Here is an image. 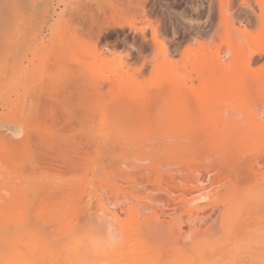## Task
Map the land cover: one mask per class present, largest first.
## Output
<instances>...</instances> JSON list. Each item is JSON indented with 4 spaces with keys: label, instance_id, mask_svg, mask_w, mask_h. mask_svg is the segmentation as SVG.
<instances>
[{
    "label": "bare ground",
    "instance_id": "6f19581e",
    "mask_svg": "<svg viewBox=\"0 0 264 264\" xmlns=\"http://www.w3.org/2000/svg\"><path fill=\"white\" fill-rule=\"evenodd\" d=\"M142 1L144 2V0ZM237 1L240 6V12L246 13L245 17L239 19L240 23L243 25H246L244 24V22L252 24V22L255 20L257 24L255 23L256 28L254 31L251 30L250 32H248L247 30H240L239 28L235 27L234 21L236 19V15L231 13L229 9L227 10V12L224 11V5L221 1L220 6H223H221L220 13L223 22L225 23L224 26H222V28L224 27V32H222V38L220 42L213 44V47H208V44L206 46L203 45L198 39V37H200L202 34L200 29L195 31L194 34L196 35V37L194 35L192 41H188V44H186L185 48H183L184 51L182 50L183 52L179 53V58L171 57L170 59H168L166 55L167 52L165 51L166 48L162 47L160 49L162 61L157 63V66H153L156 68L155 70L152 68L153 73L151 72V74L153 80L150 79L152 82H150L149 84L141 83V81L139 82L133 74L131 75L128 73V71L124 70L125 68L123 69L119 67L120 65L111 68L107 62H104L105 60H102L103 62L100 60V64H96L95 62L97 61V57L95 56V54L86 51V54L87 52L89 53L87 56L92 55L91 57H93V60L95 61L93 62V64H86V69L84 68L85 75L86 72L88 75V78L87 75L86 78L88 79V81H91L90 84L92 86L90 85L89 87H92V92L94 91L93 93H95V95L97 93L98 97L102 98L101 96H104L101 95L103 94L102 92H104L102 90L105 84H109L110 91H107L110 95L109 97L112 98L114 97V95L116 97L117 94L118 98H116L119 99H116V101H118L117 103H115L116 101L114 99L113 103L116 104L114 105L110 102L111 100L113 101V99L110 98L109 102L111 106L104 105V107L102 108L103 111H106L112 109L113 106H116L114 107L115 110H113L114 113L112 114L114 118L117 116L118 120L117 118H115L116 121L111 120L108 121V123L107 121L104 122V120L101 121V123H103L102 125L101 123L99 124V126L101 125L102 127L100 133L96 131L94 133L95 135H92L93 133L91 134V136L88 135L86 144H84V146L79 145V143L83 144V142L78 141L77 145H75V141L77 139H74L75 141L73 142L75 143L74 145L76 148L74 154H76L77 157L74 155L73 159H71L72 157H69V160L68 158L64 160V162H66V160L68 161L66 162L69 163L68 166L71 164L70 166L72 168H70L69 170L72 169L74 177L76 178L75 179L73 177V181L70 180L73 174L71 171H69V173L71 172V175L69 174V180L72 183H70L69 185L70 187H72L70 190L73 191L72 194H76L75 192L77 191L75 190V188H78L74 185H77V183L81 184L83 182L84 184L86 183L85 185L83 184V188L87 185L90 186L88 187V189L91 188L92 190H90V196L88 197L86 195L89 191L87 190V193L83 192L84 189L82 187L81 188L83 191L80 190L81 188L79 189V192H82L79 195V199L80 196L85 193V196H87L86 200H76V197H74L71 198L73 199V201L70 200V202H66L68 198L67 200L65 198L66 201L63 202L64 197H66L67 195L64 196L62 194L64 196L62 197V200L59 195L60 199L55 202V204L58 206L53 204V207L48 206L49 208H47L45 211H42L44 214H46L45 212L48 213V210L50 211L52 209L51 212H49L50 217H46V215H44L45 217L44 220L42 219V224H39L40 215L38 216L39 221L36 219V216H31V219L33 217L34 221L36 220L37 225L31 220L32 224H28L30 226L33 225L34 228H30V226H28L27 228V222L30 220V218L28 220L29 215L27 216L26 208L28 210L31 202L28 198L29 195L27 194L31 193L32 195L35 182H33L34 185L32 186L30 184L31 182L28 180L30 177L27 178L29 176V173H25L27 175H24V172H22V170L21 175L19 174V178L18 176L16 177L15 174H12L14 172L11 173V171H9L10 169H4L5 171H3L2 169V171L0 172L3 173L4 177L9 173H11L9 175H13L16 177L14 178V180H12L13 176H7L5 177L6 179L4 178V180L6 181L10 178L9 186L11 190L14 189V194L15 190L17 188L19 189V191L16 190L18 192H16L15 194L19 195H12L17 199L16 203L18 201L21 202H18L16 205V207L19 206L20 208H15L17 209L15 211H18V213L15 211H10V205H8V203H10L9 200H5L7 204L0 207V241L6 240L3 239V237L10 239L13 238V242H11V240H9V242L7 239V242H9L7 244L8 247L4 243V241L1 242L4 245H0H3V249L1 248L2 251H0V264H29L27 262L28 260L26 255L28 254V250L24 249L22 251L16 249L18 251L17 252L16 250H14L15 248H13L19 242L14 240V235L11 232L12 230H10L12 226H17L19 229H21V227L23 226L22 230L27 231L28 229H31L29 237L27 236L28 240L31 239L30 236H32L33 233H36L34 236H32V238L36 236L39 239L35 237V239L33 240L39 241L36 242L37 244H35L34 241L33 244L35 246H33L34 248H32L36 250L39 248L38 250L40 251V246L43 243L42 246L44 247V251L40 252L44 253L46 249L48 250L46 251V253L51 255L49 256L47 254V257L46 253L41 254L38 253V250H35V252L37 253V257L42 255L39 259L42 260L41 262H44L43 264H59L61 262L63 263V261V264H158V262L160 264L162 263L160 261L162 259H165L160 255V253H162L161 250L165 251L167 249L168 252H172L174 254V256L171 255V257L177 256L178 258L184 257L185 259L186 256L183 255L185 254L188 256V253L191 252H187L186 254L187 248H184L186 247L185 244L187 245L188 240V238H186L187 231L185 228H189L188 233H190V235L194 237L201 233L199 235L200 238L202 236V239L194 243V245L196 246L195 249L197 250L193 249L195 246L193 247L191 245L193 247L192 249L197 252L196 254L198 255L197 257H199V260L198 262H196L195 259L192 260L193 258L191 256H189L191 257V260L183 259L184 263L181 262L182 258L180 260L178 258H175L176 260H179L182 264H223L222 257L218 256L223 252H216L219 250L217 246L221 247V245H219L220 243L217 244L218 239L213 237L214 235L210 236L211 234L215 233L208 232L211 225L209 227L206 226V229L201 230V228L198 227V222H188L187 225L182 216L176 217L172 214H174L178 209L184 208L186 209V213L190 218L197 215V218L195 217L196 220L198 219V217H200V215H203L205 217L206 215H208L207 217H209L211 214L216 213V211L218 210L220 211V213L226 214L224 219H227V221H230L231 218H234L235 220L236 218L238 219V221H235L233 219L232 224L230 223V231L232 235V232L237 229V226L241 225V219L243 217L244 219H247L245 222H248V220H250L248 219L250 215H256V213L262 212L264 210V0ZM101 3L102 4L100 5L98 4V2L97 5L95 4L97 9L99 10L98 12L101 13V21L97 20L99 19V17H95L96 19L93 18L95 15L97 16V14L93 15V13L90 12V15H93L92 18L97 20L95 23L97 24L98 29L96 30H98V33H100L106 27H123L124 25L123 23H121L122 21H116V15L114 16V14L121 13L122 15H125L124 13L126 12V10L124 12L121 5H118L115 2L114 4L112 3V1L111 3L108 2V5H105L107 8L102 7L104 6V3ZM93 9L94 8H92L91 10ZM141 9L143 11L142 14L145 17L146 11L144 7L140 8V10ZM4 15L6 14L4 13ZM8 21L13 24L12 21ZM8 21L5 23L7 25L4 24V28L2 29L5 32L8 30L7 26L10 24L8 23ZM149 23L150 22L148 21V25L152 26L151 28L154 31L152 42H154V44L160 43V34L158 28L155 27L156 25H153V23ZM143 29L141 28V33L143 34L142 37L145 38L146 36ZM5 32H3V34ZM11 34L12 33H10L9 35ZM68 35L71 36L70 34ZM6 36L7 35H5V37ZM73 38L75 37L73 36ZM67 40L65 41L66 43ZM77 40L76 43L74 42L75 44L73 43V41L75 40H73V44L69 43L70 45H67L68 48H70L71 50L73 49V52L75 49L82 47H77ZM4 41H6V43L8 42V40L6 39ZM10 41L12 40H9L8 43H12ZM63 41L61 40V42ZM0 43L2 44L3 42ZM5 46L8 48V45ZM58 46H60L59 43ZM70 46L73 47L71 48ZM83 50L85 52V49ZM65 52L67 53V51ZM69 54H77V51L76 53ZM69 54L67 55L70 56ZM61 55L66 56L64 52ZM61 57L64 58V56ZM81 66L83 67L84 64ZM82 67L81 70H83ZM2 74L4 75V73ZM89 75L92 80L89 78ZM127 98H131L129 100L130 102ZM148 100L149 102L153 100L152 102L147 104L149 107L144 105ZM138 101L139 103H137ZM123 102L127 104H124L122 106L121 104H123ZM133 103L136 106H134ZM153 103L155 105L158 103L160 104H158L159 106L156 105L157 108H155ZM20 104L22 105V103L18 102V104L15 106L17 107L19 105L18 108L23 107L22 110L19 111L20 109H14V114H11V111L13 112L12 107L11 111L9 109L12 116H10L9 113L7 115L6 113V115L10 117H6L5 119L9 120L14 118L13 122L11 123L15 124L16 126L21 123L20 125H24L26 128H29L31 124L36 125L34 124V122H31V117H28V114L31 111L29 113H26L27 117L25 118L26 110L23 112L25 106H21ZM119 106L120 108H117ZM152 106L154 107V109ZM150 107L152 108L150 109ZM22 112L24 114H22L23 117L19 116ZM127 114H130V118H132L135 122L138 121L137 118H140V122H134V127H139L141 125L142 129L138 136L133 137L132 135L130 139H123L121 138V135L122 130H124L123 128L125 124L121 122L120 119L124 120V118L122 119L121 117H124ZM21 117L23 120L21 119ZM27 120L30 121L31 124L29 122V124H25ZM38 126L40 128V125ZM25 127L24 129L22 127L21 130H25ZM43 127L44 126L42 125V128ZM39 130H36V132L38 131V134L40 133ZM25 131L27 132V130ZM29 132L30 131H28L27 133ZM31 132L33 133V136H36L35 140L38 139L37 137H39V135L37 136L36 132L34 131ZM2 133L3 132H1L0 136L3 135ZM22 133L20 134L22 135V138H20L22 140H13L9 138L10 140H13L10 141L13 144L5 143L9 142V140L5 141L7 139L4 138L5 140L3 141L1 140L2 136L0 137V142L2 141L3 145L7 144L6 146H3L2 143H0L1 152L4 153V151L6 150L10 151L9 153H15L9 154L10 157L13 158L12 161H9V157H7L6 155L7 152L5 151L6 154L4 153L6 155V157H4L6 159L8 158V162L5 163L10 162L9 165H11V163L16 161L12 166L13 168L16 167L14 170H20V168H23L24 164H22L23 160L21 158V155H24L25 157L26 155L25 152L22 151V146L25 145L26 147V144H29V141L31 140L30 134V136H27V133ZM41 134H43V132H41ZM6 135L9 136L8 134ZM4 137H6L5 134ZM41 139L44 140L45 136ZM41 139H38V143V140H32V142L36 143L35 145H37L38 147L41 145L42 148H48L47 151L45 149V151L41 150L44 156V152L48 153V150L52 151V148L50 147L54 143L51 144L48 141V138H46L45 141L42 142V145L40 144ZM26 140L28 141L27 143ZM48 143L50 145H47ZM10 145H14V149H12V146ZM29 146H27L28 149ZM5 147L7 149H5ZM10 148L14 151H12ZM20 149L21 152L19 151ZM28 149L26 148V150ZM90 150L93 153L89 152ZM29 151L30 149L27 151V155L29 154V157L31 158L30 160L33 161L31 164L27 161L26 163L30 164V167L32 169L30 167L28 168H30L31 170H35L36 172V169H40V166H38V168H35L37 167V164L40 163V161L37 163L39 158L36 157L38 155L37 153L39 152H36V154L34 155L35 150L30 151L32 155L30 156V153H28ZM33 155L36 157V159ZM67 155L65 153V158L67 157ZM79 156L81 157L79 158ZM5 158L3 161H5ZM15 158H19L22 161L20 162V160H16ZM28 159L29 158L27 157V160ZM45 159V161H47V157H45ZM1 164L0 169L2 168ZM17 164L19 165V167H21L19 168ZM32 164L33 166H31ZM26 165L23 170L27 172V170L25 169ZM42 166L43 165L41 163V168ZM66 168L64 169L65 171L67 170ZM30 169L28 170L30 171ZM59 169L60 168H58V171L61 170ZM7 170L9 171V173ZM4 172H6L7 174L5 175ZM33 172L34 171H32V173ZM35 172L33 174H35ZM1 173L0 176H2ZM21 176L23 178H21ZM31 177L35 176L31 175ZM36 179L37 178L35 177L30 180L34 181ZM1 180H3V177ZM11 180L13 185L14 182L16 183V181H18L19 183L17 182L13 186ZM144 180H147L148 183H152L153 185H155V187L153 186V188H150L145 186L140 189L132 188L134 190H131L128 194H124L120 190V186L123 184H143L142 182H144ZM25 182H27L29 188H31L29 189V193L27 191V183ZM73 182H75V184ZM2 183L3 188H1L2 185L0 184V197L3 195L2 189L9 187V181H7V183L5 182L7 185L6 187L4 186V181H2ZM18 184L20 185L21 189L19 188ZM5 190L9 191L8 188H6ZM30 190L32 191L30 192ZM21 191L23 193H19ZM3 192L5 191L3 190ZM20 195L21 197H23L21 198ZM23 199L25 201V204L22 203ZM26 202L29 205H26ZM42 203H44V201H42ZM159 203H166L164 205L168 206L167 208H169L170 211L168 212L169 209L166 212L163 211V209L160 208V205H158ZM21 204H24L23 209V205ZM47 204H42L43 210L45 207H47ZM33 205H35V203ZM54 207H56L57 210ZM35 209H38V203L36 204L34 211ZM39 209H41V207ZM6 210H8L7 213H5ZM19 211H21V213ZM52 212H55L54 215L52 214ZM124 213H126L127 215L126 219H123ZM50 214H52V216ZM25 217L26 219H24ZM167 217H170V220ZM221 218H223V216ZM201 219L203 220V218ZM214 220L211 222V224L213 223L215 226ZM107 221L110 222L109 224H111L110 227H112V229L113 227L115 228L114 230L107 227ZM186 221L189 220L187 219ZM234 221L235 223H240H237L238 225H233ZM129 223L134 224V228L127 229ZM222 223H224V221ZM38 225L41 227L40 231L36 230V226L38 227ZM233 226L235 229H233ZM49 228H51L50 231ZM255 228V232H253V229L251 231L254 236L256 234L258 241L256 242L254 241L255 239L252 238L250 239L251 244L249 243V241H247L248 246L246 242L245 244L246 247H249L250 245L254 247L252 243L255 242L256 246L259 248L257 251L251 249L246 252L245 250L247 249L244 250V247H242L241 249L239 248V250L238 246L240 243L236 244V241H230L232 244L231 245L227 241V244L229 243L230 246H227L226 248L229 250L231 247H233L230 250L232 251L231 257L229 254L228 257H225L227 256L225 253L229 252H226L224 250V253L221 256L225 255L223 256V258L225 257L224 259L229 258L228 260L226 259L227 262H230L229 260L232 258L234 264L236 261H238V257L239 260L242 258H240L239 254L245 251L250 255V257H252L251 261H255L256 259L258 260V258L260 257L259 251L264 250V228L260 229L259 227L258 229L256 226ZM19 231L21 232V230ZM256 231L258 233H256ZM260 231L263 232L261 233ZM235 232L233 234H235ZM27 233H29V231ZM231 235L229 234V236ZM237 235L239 234L237 233ZM237 235L235 234L236 237ZM227 238L228 237H226V239ZM49 240L53 241L52 244L55 243V245H51V242H48ZM241 240L243 239L239 237V242H241ZM14 242L16 244H14ZM10 243H12L13 245ZM9 244L11 246L10 248ZM130 244L133 246H130ZM257 244L260 246H258ZM225 245L226 244H223L222 246ZM45 246H54L50 250L53 253H50L49 248L47 249L45 248ZM66 246L69 247L66 248ZM26 247L28 248V246ZM43 247L41 250H43ZM131 247L134 248L131 250ZM53 248L54 250H52ZM140 248H142L143 251ZM65 249L70 250V252H67L68 254L65 255H68L69 257L72 254L73 258L70 257L71 261L67 256H63V251H65L66 253ZM221 249H223V247H221ZM33 251L31 252L30 250L31 257L33 256V258L30 257L31 259H35L36 257V254ZM167 251H165L164 254ZM58 253L60 255L55 256V258L58 259L56 261L55 258H52L54 257L52 255ZM30 254L28 256H30ZM213 254L218 257V259L215 258L217 259V261L213 259L214 256L211 258ZM61 255V258H63V260L60 262L61 259L59 260L58 257H60ZM237 255L238 257L236 258ZM45 256L47 257V259ZM208 256L211 259L210 261ZM64 257L68 258L67 261ZM43 258L46 260L43 261ZM212 259L216 262L213 261L212 263ZM260 259L261 258H259L258 261L264 262V259ZM40 260L32 261L40 262ZM244 260L245 257L242 258V261ZM165 261H163L164 264ZM176 262L179 263L178 261ZM242 263L244 262H241L240 264ZM246 263L251 264V262Z\"/></svg>",
    "mask_w": 264,
    "mask_h": 264
},
{
    "label": "rangeland",
    "instance_id": "374dc122",
    "mask_svg": "<svg viewBox=\"0 0 264 264\" xmlns=\"http://www.w3.org/2000/svg\"><path fill=\"white\" fill-rule=\"evenodd\" d=\"M96 1L98 2L99 5L102 4L101 2H103L104 6H102V7H106L105 5L108 2L111 3V1H112V3L115 2L116 4L121 5L123 7L124 12L126 10V12L124 13L125 15H122L121 13H116V14H114V16L116 15L115 16L116 21H118V22L122 21L121 23H123L124 26L121 28L116 27V26L106 27L100 33H98V30H96V29H98L97 24L95 22L97 20L101 21L100 20L101 13L98 12L99 10L95 6V4L97 5ZM105 1H107V2H105ZM221 1H222V4L224 5V6L221 5V6H223L224 11L227 12V10L229 9V11L231 13L236 15V19L234 21L235 27L239 28L240 30H243V29L247 30L248 32H250L251 30L252 31L255 30V28H256L255 25L257 24V22L255 20L252 22V24L244 22V24H246L247 26L240 23L239 19H242L243 17H245L246 13L240 12V8H239L240 6H239L237 0H144V2L142 0H110V1L109 0H3V2H2V0H0V24H1L0 25V32H1L0 42H3L2 44L0 43V131L3 132L2 133L3 135H1L2 137L0 136L2 139L1 138L0 139L3 141L5 139H7L5 141L9 140V142H5V143H11L10 141H13V140H17V139L22 140V139H20V138H22L21 136L23 135L22 132H25V133H27L28 131L36 132L37 129L39 130L41 128L39 130L40 131L39 134H38V131L36 132V135L37 136L39 135V137H40V138L39 137H37V138L40 140L41 138H44V136H45V139L48 138V141L51 144L54 143L52 145L53 147L52 146L50 147V148H52V151L48 150V153L44 152V154L46 156L45 155L43 156L42 151H45V150L47 151L48 148L47 149L42 148L41 145L39 146L40 147L39 148L37 145H35L36 143L32 142V140H35L36 136L35 135L33 136L32 132L27 133V136L29 134L31 135V136L29 135L31 140L29 141V144L27 143L28 141L26 140V143L28 144L27 145L25 143L26 147H25V145L22 146V151L25 152L26 157L24 155H21V158L23 161L20 160L19 158L18 159L15 158V159L20 160V162L22 161V164H24V166L23 165L22 166L24 168L25 165L27 164L26 161L30 164L33 161V160L32 161L30 160L31 158L29 157V154L27 155V151L29 149H30V151L35 150L34 155L36 154V152H39V153H37L38 155L36 157L39 158V159L37 158L38 159L37 163L39 161H40V163L37 164V167H35V165H34V167L38 168V166H40V169L39 168L36 169L37 170L36 172H35V170H31L32 168L30 167V164H27L28 166L26 165L25 169L27 170V172L25 170H23V168H20L21 166L19 167L18 164L17 165L20 168V170H18V169H17L18 171L14 170L16 167L13 168L12 166L16 161L11 163V165H9L10 162L5 163V162H8L7 161L8 158L7 159L5 158L6 155H7V157H9V161H12L13 158H11L9 154H11L13 152L9 153L10 151L5 150L7 152V154H6L4 151V153L6 154L5 155L0 150V152H1L0 155L2 157V158L0 157V162L2 163V164L0 163L1 167H2L0 169V171H2V169H3V171H5L4 169L8 168V169H10L9 171H11V173L14 172L12 174H15L16 177L17 176L19 177L21 175V170H22V172H24V175H27L29 173L28 174L29 176L28 177L26 176V177L27 178L30 177L28 180L31 182L30 184L32 186L34 185L33 182H35V185L33 187L34 191H33L32 195H31V193L27 194L29 196L31 195L30 197L28 196V198L31 201V202L30 201H28V202H30L31 206L26 202V205L27 204L29 205L28 210L30 211L29 212L26 208L27 216L29 215L28 220L30 218V220L27 222V224L28 223L32 224L31 220L34 223H36V220L34 221L33 217L31 219V216H36V219L38 221H39L38 218L40 217L39 224H42V219L44 220V217H45L44 215H46V217H50L49 212H51L52 209L50 208L51 210L50 211L48 210V213L45 212L46 214H44L42 211H45L49 207H53V204L56 205L55 202L57 200H59L60 197L62 200L63 199L62 197L67 195L66 197H64L63 202H65L67 200V198H68V200L66 202H70V200L73 201V199H71V198H74V197H76V200L79 199V195L82 193L81 191H83L82 188L86 183L84 184L82 182L81 184L77 183V185H74L75 187H78V188H75V190L77 191V192H75L76 194H74V193L72 194L73 191H70L72 187H70L69 184L72 183V182H70V180L74 179L75 177H74V173L72 172V169L69 170L70 168H72L70 166L71 164L68 166L69 163H66L68 161L66 160V162H64V160L67 158L69 160V157H72L71 159H73L74 155L76 156V154H74V151L76 150L75 145H77L78 142H83V144L79 143V145L84 146V144H86V141H87L86 139H87L88 135L91 136L92 133H93L92 135H95L94 133L96 131L100 133L101 128H102L101 125L103 123V122L101 123V121L104 120V122L107 121V123H108V121H111V120L116 121L115 118H117V116L114 118V116L112 114V113H114L113 110H115L114 107H116V106H113L112 109H109L106 111H103L102 108L104 107V105H107V106L110 105L111 106L110 102L112 104H114L113 103L114 99L116 101V99L118 98L117 94H116L117 98L115 97V95L112 98L109 97L110 96L108 93L110 91L109 84H105V86L102 90L104 92H102L103 94H101L104 96H101L102 98H99L97 93L95 95V93H93L94 91L92 92V89H91L92 87H89L91 85L90 84L91 81L90 80L88 81V79H87L88 78L87 72H86V75H87V78H86V75L84 72V70L86 69L85 65L86 64H88V65L93 64V62H95V61L93 60V57H91L92 55L87 56L89 54L88 52L95 54V56L97 57V61L95 62L96 64H98V63L100 64V60L101 61L105 60L104 62H107L111 68L117 67V65L118 66L120 65L119 67H121L123 69L125 68L124 70L128 71V73L131 75L133 74L134 77H136L139 82L141 81V83L149 84L150 82H152L151 80H153V77L151 74V72L153 73L152 68L154 70L156 68L153 66H157V63L162 61V57H161L162 55L160 54V49L162 47L166 48L165 51L167 52L166 55H167L168 59H170L171 57L172 58L173 57L179 58V55H180L179 53L184 51L183 48H185V45L188 44V41H190V42L192 41V39L195 35L194 34L195 31L200 30V29H201L200 31L202 34L200 37H198V39L203 45L206 46L208 44L209 45L208 47H213V44L220 42V40L222 38V36H221L222 32H224V30H223L224 27L222 28V26H224V23H225V22H223V19L221 17V13H220ZM12 4H13V6H12ZM231 4H232V7H231ZM10 5H11V7H10ZM142 7H144V9L147 13V14L145 13V17L142 14L143 13L142 9L140 10V8H142ZM92 8H94V9L91 10ZM2 10H3V12H2ZM86 11H87V13H86ZM90 12L93 13V15L97 14V16L95 15L93 17V15H90L91 14ZM96 12H98V13H96ZM4 13L7 16L4 15ZM12 14H13V18H12ZM8 15H10V16H8ZM92 17L93 18L99 17V19L95 20L96 18L93 19ZM7 19L12 21L13 24H11ZM169 19H170V21H169ZM2 20H4V21H2ZM7 21H8V23L11 24L12 27L9 24L7 26L8 30L6 29L7 31L5 32L2 29L4 28V24ZM148 21L150 22L149 24L153 23V25H156L155 27L158 28V31L160 34L159 35L160 43L154 44V42H152V36H153L154 31L151 28L152 26L148 25ZM5 25H7V24H5ZM141 28L142 29L144 28L143 30H144V34L146 36L145 38L142 37L143 34L141 33ZM9 30H10V32H9ZM3 32L8 33V34L4 33L5 35H7L6 37L3 34ZM10 33H12V34L9 35ZM68 34H70L71 36H69ZM73 36L75 38H73ZM1 37H4L6 40H8V42H9V40H12V41H10L12 43H8V42L6 43V41H4L5 39L1 38ZM7 37H8V39H7ZM195 37H196V35H195ZM68 38H71V39H68ZM61 40L62 41L64 40V41L61 42ZM66 40H67V43L65 42ZM73 40H75V41H73ZM76 40L78 42L77 47L82 46L81 48L75 47V48H77L75 50L77 51L78 55L73 54V53H76V51L74 50V52H73L72 51L73 49L71 50L67 46V45L73 44L74 42L76 43ZM72 41H73V43H72ZM64 42H65V44H64ZM58 43L60 46H58ZM5 45H8V48ZM58 47H59V49H58ZM2 48H4V49H2ZM1 49L3 52L1 51ZM83 49H85V52ZM5 50H7V51H5ZM65 51H67V53ZM86 51H88L87 54H86ZM63 52H64V54H66L67 57L65 55H61V54H63ZM68 52L72 53L73 55L69 54ZM67 54H69L70 56H68ZM60 55L64 56V58L61 57ZM94 59H95V57H94ZM83 64H84V66L82 67L81 65H83ZM78 65H79V67H78ZM80 66L83 68V70H81ZM78 68H79V70H78ZM2 73H4V75L6 73L7 76L6 75L4 76ZM83 76H85V77H83ZM89 78L91 79L90 75H89ZM106 93H107V95H106ZM18 98H20V99H18ZM25 98H27V99H25ZM110 98L113 99V101L112 100L110 101ZM130 99H128V101ZM21 100H22V102H21ZM117 100H119V99H117ZM139 101L137 103H139ZM152 101L153 100H151L150 102H152ZM15 102L17 104H18V102L22 103V105L25 106L24 107L25 109L23 110V112L26 110L25 114L29 113L31 111L28 114V117H31V120H32L31 122L32 123L34 122V124H36L37 126L31 124L30 121H28V120H27V122L25 121L26 123L25 122H23V123L27 124L29 122L31 124V126L33 125L32 127L29 126V128H26L23 124H22L23 126H21L20 125L21 123L18 126H16L15 124L11 123V122H13L14 118L9 119L10 121L5 119L6 117L9 118L10 116H12L11 115L12 113L14 114V109H20L19 111L22 110L23 107L18 108L19 105L16 107L15 105H17V104ZM117 102L118 101H116L115 103H117ZM150 102L148 100L146 102V104H144V103L143 104L148 106L147 104ZM154 103H156V102H154ZM124 104H125V102H123V104H121V105L123 106ZM158 104H160V103H158ZM158 104H156V105L159 106ZM114 105H116V104H114ZM133 105H134V103H133ZM156 105L154 104L155 108H157ZM134 106H136V105H134ZM137 106H138V104H137ZM12 107H13V112L11 111ZM124 107H127V106H124ZM129 107H132V106H129ZM152 107H150V109ZM154 107H153V109H154ZM27 108H29L30 110ZM117 108H120V106ZM9 109L11 111V114H10ZM15 111H17V110H15ZM23 112L19 116H22ZM6 113H7V115L9 113L10 116H7ZM101 114H103L104 116ZM22 117H21V119H22ZM26 117H27V114H26L25 118ZM130 117H131L130 114H127L126 116L121 117L122 119L124 118V120H121L119 117L120 121L125 124V126L123 128L124 130H122V135H121L122 136L121 138H123V139H130L132 137V135H133V137L138 136V134L140 133V131L142 129L141 125L140 126L137 125L139 127H134L135 121H133V119ZM139 119L140 118H137L138 121H136V122H140ZM117 120H118V118H117ZM129 121H131L133 124ZM39 122H40V124H39ZM100 123H101V125L99 126ZM38 125H40V128ZM42 125L44 126L43 128H42ZM22 127H23V129L25 127L26 128L25 130H27V132L25 130L22 131L21 130ZM45 128H48V129H45ZM43 129L46 131H44ZM41 130H43V131H41ZM1 132H0V134H1ZM41 132H43V134H41ZM21 133H22V135H20ZM4 134L6 137H4ZM6 134H8L9 136H7ZM96 134H98V133H96ZM25 137H26V135H25ZM9 138L13 139V140H10ZM32 138H34V139H32ZM38 139H36V140H38ZM45 139L44 140L41 139L40 144H42V142L45 141ZM74 139L75 140L77 139V140L75 141ZM39 140L37 141V143L39 142ZM73 141H75L76 144ZM0 143H2V141ZM46 143H47V141H46ZM11 144H13V143H11ZM44 144H45V142H44ZM2 145H3V143H2ZM47 145H50V144L48 143ZM10 146H12V145H10ZM27 146H29V149ZM45 146H43V147H45ZM13 147H15V146L13 145L11 148L14 149ZM26 148L28 150H26ZM5 149H7V148L5 147ZM31 149H33V150H31ZM53 149L55 152L53 151ZM67 150H68L69 156L67 155ZM12 151H14V150H12ZM19 151L21 152V149ZM30 151L28 153H30ZM64 152L67 155L66 158L64 156L65 155ZM69 152H70V154H69ZM89 152H92V151L90 150ZM71 153H73V154H71ZM13 154H15V153H13ZM30 156H32L31 153H30ZM81 156H79V158ZM16 157H17V155H16ZM27 157L29 158L28 160H30V161L27 160ZM36 157H35V159H36ZM45 157H47V161H45L46 160ZM4 158H5V161H3ZM40 159H42V160H40ZM41 163L43 165L42 168H41ZM2 165H4V166H2ZM31 166H33V164ZM28 167H30L31 169ZM66 167H68V168H66ZM27 168L30 169V171ZM58 168H60L61 170L59 169L60 171H58ZM65 168L67 169L66 171L64 170ZM9 171H8V173H9ZM32 171H34L35 174H33L34 172L32 173ZM69 171H71L73 174V176H71V179L69 177V174L71 175V172L69 173ZM6 172H4L5 175L7 174ZM11 173H9V174H11ZM25 173H27V174H25ZM9 174L7 175L8 177L13 176V175H9ZM1 175L2 176H0V178L2 179V177H3V180L0 179L1 180L0 184L2 185L3 184L2 181H4V184H5L4 186L6 187L7 186L6 183H7V181H9V184H8V186H9L10 185V178H9V180L5 181L4 178L7 176L4 177L3 173H1ZM31 175H34L37 179L34 181L30 180L32 178H35V177H31ZM15 176H13L12 180H14V178H16ZM21 178H23V177L21 176ZM26 179H25V181H26ZM12 180H11V183H12ZM17 182L18 181H16V183ZM27 182H25V183H27ZM16 183L14 182V185ZM73 183L75 184V182H73ZM142 183L143 184H133V183L127 184L126 183V184H123L120 186L121 187L120 190L122 191V193L128 194L131 190H134L135 188L140 189V188H143L145 186L150 187V188H153V186L155 187V185H153L152 183H148L147 180H144V182H142ZM12 185H13V183H12ZM36 185H38V186H36ZM26 186H28L27 191L29 193V189H31V188H29L28 183ZM88 187H90V186L87 185L86 187H84L83 192L87 193L89 191L86 194L89 197L92 190H91V188L88 189ZM1 188H3V185L1 186ZM6 188H8L9 191L5 190ZM6 188L2 189L3 195L1 197H3V198L0 197V199H1L0 200L1 201L0 207L2 205L7 204V202L5 200H9L10 203H8V205H10V209H11L10 211L14 212L19 207V206L16 207L17 203L21 202V201H18L16 203L17 199L15 197H13V195H15L16 192L19 191V189L17 188L16 190H18V191L15 190V194H14V191H13L14 189L11 190L10 186L6 187ZM11 188H13V187H11ZM19 188H20V185H19ZM132 188H134V189H132ZM79 189L81 190L80 192H79ZM3 190L5 192H3ZM22 191L19 193H23ZM31 191L32 190H30V192ZM85 193H83L80 196L81 200L82 199L86 200L87 196H85ZM24 194H26V193H24ZM17 195H19V194H17ZM17 195H15V196H17ZM59 195H60V197H59ZM72 195H74V196H72ZM20 197H21V195H20ZM35 197L37 200L35 199ZM65 198H66V200H65ZM33 199H34V201H33ZM43 199H46V200H43ZM42 201H44V203H42ZM24 202L25 201L23 199L22 203H24ZM33 202L35 203V205H33L34 204ZM37 203H38V209H35V211H34V208H35ZM41 203L44 205L48 203L47 207H45L44 210L42 209ZM50 203H52V204H50ZM24 204H21V205H23L22 209L24 208ZM164 204H166V203H159L158 205H160V208L166 212L169 208H167L168 206H165ZM56 206H58V205H56ZM40 207H41V209H39ZM15 208H17V209H15ZM54 208L56 209V207H54ZM8 210H9V208H8ZM8 210H6L5 213H7ZM53 211H54V209H53ZM169 211H170V209L168 210V212ZM263 211L256 213V215L253 214L252 215L253 217L250 215L248 218L250 220H248V222H245L247 219H244V217H243L241 219V225H238L240 222H237L238 224L235 223L236 220L238 221L237 218H236V220L234 218H231L230 219L231 222L229 220L227 221V219H224L226 214L220 213V211H218V210L216 211V213H213L214 215L211 214L209 217H207L208 215H206V217L203 215H200V217H198V219H196V220H195V217L197 218V215L195 217L193 216L192 218H190L186 213V209H184V208L178 209L172 215L176 216V217L182 216L183 220H185L186 224L188 222H190V223L191 222H198V227L201 228V230H204L207 228L206 226L209 227L211 225L210 230L208 232L215 233V234H211L210 236L214 235L213 237L218 239L217 244L220 243L219 245H221V247H223V249H221L220 246H217L219 248V250L216 248L218 250L216 252L220 251L219 253H221V251H222L224 253V251H226L229 253H225L227 256H225V255H223V256L228 257L230 255V257H231L232 251H230V250L233 247H231L229 250L226 247L230 246L231 242H234V241L237 242V243L235 242L236 244L240 243L239 244L240 247L238 246V249L239 248L241 249L242 247H244V250L247 249V250H245L246 252H248V250H251V249H253L254 251L255 250L257 251L259 249L254 242V241H256V242L258 241L256 234L254 236L251 230L253 229V232H255L254 231L256 229L255 226L258 229H259V227H260V229L264 228V226H263L264 225V217H263L264 212ZM15 212L18 213V211H15ZM19 212L21 213V211H19ZM54 213L55 212H52L53 215H54ZM47 214H48V216H47ZM52 214H50V215L52 216ZM163 214H164V212H163ZM24 216H26V215H24ZM165 216H166V214H165ZM167 216H168V214H167ZM222 216H223V218H221ZM256 216H258V217H256ZM19 218H20V215H19ZM126 218H127V215H126V213H124L123 219H126ZM167 218L170 220V217H167ZM201 218H203V220ZM215 218L216 219L218 218L219 220L218 219L216 220ZM251 218H252V220H251ZM24 219H26V217ZM187 219L189 221H186ZM192 219H193V221H192ZM233 219L235 220L233 222V225L239 226V227L237 226V229L239 228L238 231L241 229L239 231L240 233L237 231V229L234 230V232L236 231L235 234L237 235V233H238L240 236L237 235V237H236L235 234H233L234 232H232V235L234 236V238L231 235V231H230ZM213 220L215 221V226L213 223L211 224V222ZM223 221H224V223H222ZM216 222H217V224H216ZM25 223H26V221H25ZM106 223L109 224L110 222L107 221ZM29 224L27 225V228H28V226H30ZM108 224H106L107 227H109V229H112V227H110L111 224H109V226H108ZM36 225H37V223H36ZM261 225H262V227H261ZM251 226L254 227L255 229L252 228ZM22 227H21V229H19L17 226H12V228H10V230H12L11 232L14 235L13 236L14 240L19 242L16 245L17 248H16V246L13 248H15L14 250H16V249L22 250V251L24 249L28 250V254H26L27 260H28L27 262L29 264H32L34 262L32 260L39 261L40 260L39 258H41L40 256H42V255L37 257V253L35 252L36 249H33L34 248L33 246H35L33 244L35 240H33V239H35L36 236L33 238H32V236H34L36 233L34 234L32 232L33 235L31 234L32 236H30V238L32 240L30 238H29L30 240H28L27 238L29 237L31 229H28L29 233H27L28 231L22 230L23 229ZM32 227L34 228L33 225L30 226V228H32ZM38 227H40V226L38 225ZM38 227L36 226V230L40 231L41 227L40 228H38ZM132 228H134V224L129 223L127 229H132ZM50 229L51 228H49V231H50ZM114 229L115 228L113 227L112 230H114ZM185 229L187 231L186 238H188V240H187L188 247L185 244L186 247H184V248H187L186 254H187V252H190V251L191 252L188 253V256L185 254L183 256H186L185 259H187V260H191V257H192L193 258L192 260L195 259V261L198 262L199 257H197L198 256L196 254L197 252L194 251L193 249L196 248L194 243L199 241L200 239H202V236L200 238V235H199L201 233H199L198 235H196L194 237V236H191L190 233H188L189 228H185ZM233 229H235L234 226H233ZM19 230H21V232ZM228 230H229V232H228ZM260 232L262 233L263 231H260ZM202 233H203V231H202ZM256 233H258V232L256 231ZM229 234L231 236H229ZM216 236H218V237H216ZM225 236L228 238L226 239ZM239 237L241 239H243L244 241L241 240V242H239ZM245 237H247V238H245ZM252 238L255 239L253 241L254 243H252L254 247H252V245H250L249 247H246V244L248 243L247 241H249V243H250L251 242L250 239H252ZM3 239H6V240L5 241L2 240V237H1L2 241H0V245L3 244V243H1L3 241L6 245L10 242L9 240H11V242H13L12 241L13 238L10 239V238L3 237ZM7 239L9 242H7ZM37 239H39V238H37ZM225 239H226V241H225ZM38 241L39 240L35 241V244H37L36 242H38ZM227 241L230 244L229 243L227 244ZM15 242H14V244L17 243V242L15 243ZM48 242H51V245H55V243L52 244L53 241L49 240ZM245 242H246V244H245ZM10 244H12V243H10ZM10 244H9V248L11 247ZM131 244H130V246H133ZM223 244H226V245L222 246ZM258 244H260V243H258ZM6 245H5V247H6ZM42 245H43V243H42ZM42 245L40 246L41 252L44 251V247ZM191 245L193 247L194 246L195 247L193 248ZM2 246H0V251H2V249H3ZM26 246H28V248ZM247 246H248V244H247ZM258 246H260V245H258ZM7 247H8V245H7ZM42 247H43V250H41ZM52 247H54V246H48V247L45 246V248H47V249L49 248V251L51 250ZM68 247L69 246H66V248H68ZM134 247H131V250ZM19 248H22V249H19ZM188 248L189 249L191 248V249L189 250ZM69 249H67V250L65 249L66 253H65V251H63L64 254L62 252L63 256L68 257V255H65V254H68L67 252H70ZM140 249H142V248H140ZM152 249H154V248H152ZM163 249H164V247H163ZM30 250H31V252L32 251L35 252V254H36V257L34 254L35 259H31V258H33V256L31 257ZM52 250H54V248ZM167 250H165V251H167ZM195 250H197V249H195ZM8 251H9V249H8ZM40 251L38 253H41ZM46 251H48V250L45 249L44 253H46ZM142 251H143V249H142ZM165 251L161 250L162 253H160V255L162 258H165V259H162L160 257L162 259L160 261L162 263H160V264H164L163 261H165L166 259L167 260L165 261V264H179V263L182 264L181 262L184 263V260H185L184 257L183 258L181 257L182 260L183 259L184 260L183 261L181 260V262H180L179 260L181 258H178L177 256L171 257V255L174 256V254L172 252H168V251L166 252L167 254L166 253L164 254ZM245 251L243 253L239 254L240 258L245 257V260L242 261V258L239 260V257L237 255L236 258L238 257V261H236V262L234 261L236 264H240L241 262H244V263H246V262L250 263L251 262V264H253V263L254 264H263L264 263V262L258 261L259 258L264 259V250L259 251L260 257L258 258V260L256 259L257 261L252 260L253 262L251 261L252 257H250V255L248 253H246ZM51 252L52 251H50V253ZM75 252H74V254H75ZM193 252H194V255H193ZM44 253H41V254H44ZM71 253H73V252H71ZM71 253H69V254H71ZM168 253H170V254H168ZM29 254H30V256H28ZM47 254L48 253H46V256H47ZM74 254H73V256H74ZM215 254H218V253H215ZM222 254H220L218 256L222 257V260H223L222 263L223 264H226V263L233 264L232 258L229 260L230 262H227L226 261L227 258L224 259L225 257L223 258V256H221ZM58 255H60V254L59 253L54 254V255H52L54 257H52V258L54 259L55 256H58ZM119 255H117V256H119ZM166 255H168V256H166ZM49 256H51V255H49ZM189 256H191V257H189ZM233 256H235V255H233ZM47 257H46V259H47ZM61 257H62V255L60 257H58L59 260L61 259L60 262L63 260V258H61ZM70 257L73 258L72 254L68 258H70ZM212 257H213V259H215V258L218 259V257L214 254L211 256V258ZM249 257H250V259H249ZM68 258H65L66 261ZM71 258L69 259L70 261H71ZM175 258L176 259L178 258L179 260H176ZM208 258H209V256H208ZM46 259L43 258V261ZM48 259H51V258H48ZM213 259L211 261L212 263L214 261ZM217 259H215V260L217 261ZM29 260L31 261V263ZM57 260L58 259H56V261ZM72 260H74V259H72ZM175 260L178 261L179 263H177ZM210 260L211 259L209 258V261ZM36 261L34 262L35 264H43L44 263V262H41L42 260H40V262H36ZM216 261H214V262H216ZM239 261H240V263H239ZM155 262H157V261H155ZM63 263H64V261H63ZM63 263L61 262L59 264H63ZM219 263H221V262H219ZM244 263H242V264H244ZM158 264H159V262H158Z\"/></svg>",
    "mask_w": 264,
    "mask_h": 264
}]
</instances>
